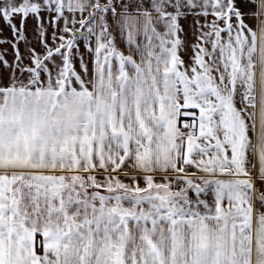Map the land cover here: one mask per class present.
Here are the masks:
<instances>
[{
    "label": "snow or ice",
    "instance_id": "obj_1",
    "mask_svg": "<svg viewBox=\"0 0 264 264\" xmlns=\"http://www.w3.org/2000/svg\"><path fill=\"white\" fill-rule=\"evenodd\" d=\"M0 264H264V0H0Z\"/></svg>",
    "mask_w": 264,
    "mask_h": 264
},
{
    "label": "crops",
    "instance_id": "obj_2",
    "mask_svg": "<svg viewBox=\"0 0 264 264\" xmlns=\"http://www.w3.org/2000/svg\"><path fill=\"white\" fill-rule=\"evenodd\" d=\"M192 22H193V18H192L191 16H189V17L187 18V20H182V21H181V23H182V25H183V27H184V29H185V32L188 33V37H187V38H188V41H189V42H191V40H192V36H191V31H192V29H191V25H192ZM61 23H62V22H61ZM34 28H35V21L30 19V20L28 21V35H29L30 38L34 36V32H33V29H34ZM49 31H51V29H49ZM4 36H5V37H8V36H10V33H9L7 30H5V31H4ZM4 47H5V48H8L7 45H5ZM21 47L23 48V46H21ZM120 47L123 48L124 45L121 43V44H120ZM82 50H83V49H82ZM8 51L11 52V49L8 48ZM9 58H11V57H9ZM185 58H187V57H185Z\"/></svg>",
    "mask_w": 264,
    "mask_h": 264
}]
</instances>
